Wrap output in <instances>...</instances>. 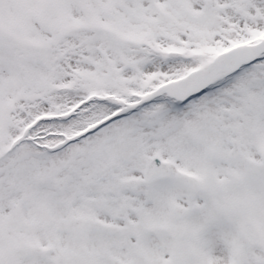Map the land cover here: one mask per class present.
<instances>
[{
  "label": "snow or ice",
  "instance_id": "1",
  "mask_svg": "<svg viewBox=\"0 0 264 264\" xmlns=\"http://www.w3.org/2000/svg\"><path fill=\"white\" fill-rule=\"evenodd\" d=\"M0 264H264V0H0Z\"/></svg>",
  "mask_w": 264,
  "mask_h": 264
}]
</instances>
